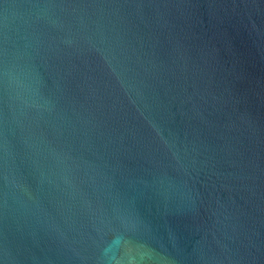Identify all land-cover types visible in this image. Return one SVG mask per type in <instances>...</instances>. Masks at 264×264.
<instances>
[{
  "label": "water",
  "instance_id": "95a60500",
  "mask_svg": "<svg viewBox=\"0 0 264 264\" xmlns=\"http://www.w3.org/2000/svg\"><path fill=\"white\" fill-rule=\"evenodd\" d=\"M0 264H264V0H0Z\"/></svg>",
  "mask_w": 264,
  "mask_h": 264
}]
</instances>
